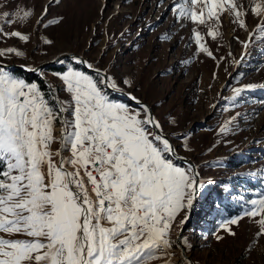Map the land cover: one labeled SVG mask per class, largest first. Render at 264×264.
Here are the masks:
<instances>
[{
  "label": "snow or ice",
  "instance_id": "1",
  "mask_svg": "<svg viewBox=\"0 0 264 264\" xmlns=\"http://www.w3.org/2000/svg\"><path fill=\"white\" fill-rule=\"evenodd\" d=\"M61 2L51 0L35 24L45 29L60 24L62 16L47 24L44 20L51 3ZM172 10L178 19L207 27L206 36L213 40L222 37L219 29L225 15L232 24L246 28L251 13L260 21L257 28L264 31V0L254 4L182 0ZM15 15L27 21L34 12ZM8 37L29 40L20 31L5 32L0 26V39ZM192 38L199 52L215 59L196 28ZM43 42L54 43L47 37ZM10 54L24 55L16 48L0 49V57ZM71 59L94 69L95 75L73 66L57 73L69 100H60L52 89L53 94L45 98L36 83L18 78L0 64V233L27 237L0 235V264H147L154 253L172 247L168 238L172 222L192 208L204 183L194 165L185 168L175 163L177 149L146 104L130 92L127 95L138 109L110 98L109 88L123 92L116 80L92 63L77 56ZM68 112L71 119L65 116ZM57 120L63 125L62 149L70 157L51 150ZM225 130L226 126L221 128ZM81 171L94 186L95 199ZM250 203L252 207L221 228L235 236L231 226L247 216L259 225L256 237H264V196ZM187 219L186 214L180 223Z\"/></svg>",
  "mask_w": 264,
  "mask_h": 264
},
{
  "label": "rangeland",
  "instance_id": "2",
  "mask_svg": "<svg viewBox=\"0 0 264 264\" xmlns=\"http://www.w3.org/2000/svg\"><path fill=\"white\" fill-rule=\"evenodd\" d=\"M50 2L0 0L4 31L29 36L27 42L0 39V49L24 53L0 61L32 67L64 52L80 53L112 76L119 88L149 103L177 153L194 162L204 183L191 212H181L172 222L168 233L172 247L154 253L147 264H189L177 240L193 264H264V237H256L259 225L254 219L245 216L232 225L235 236L221 228L264 196V31L257 28L259 19L249 13L247 27L240 28L225 15L219 29L222 37L213 40L206 36L207 27L177 18L172 5L182 0H62L51 3L44 23L61 16L63 21L45 29L35 21ZM27 10L34 12L30 19H16V13ZM5 19L16 22L6 24ZM194 28L204 35L202 43L215 59L198 51ZM45 37L54 43L45 44ZM67 58L55 62L66 66L73 61ZM50 83L57 95L59 86ZM57 147L55 141L51 150ZM186 214L191 215L190 223L176 238ZM217 235L223 239L217 240ZM5 238L27 239L24 235Z\"/></svg>",
  "mask_w": 264,
  "mask_h": 264
},
{
  "label": "water",
  "instance_id": "3",
  "mask_svg": "<svg viewBox=\"0 0 264 264\" xmlns=\"http://www.w3.org/2000/svg\"><path fill=\"white\" fill-rule=\"evenodd\" d=\"M73 56H77V57H79L81 60H84L83 56H82L80 53L75 52V51H68V52H64V53L58 54V55L54 56L52 59H46V60H44V61H42V62H40V63H38V64H36V65H34V66H32V67L24 66V65L19 64V63H16V62H4V61H0V64H3L6 68H10V69H11V68H17V69H20V70H22L24 73H34V74L38 75V76L43 80V83H44L49 89H52V87H51V85H50L48 79L45 78L43 75H41L40 72H39V70H40V69H43V68H46L49 64L55 62L57 59H59V58H61V57H69V58H72ZM84 61H85V60H84ZM80 65H81V67H83L85 70L90 71V72H94V69H89V68H87V66H86L85 64H80ZM27 69H36V71H29V70H27ZM99 69H100V68H99ZM101 71L104 72L102 69H101ZM94 73H95V72H94ZM52 90H53V89H52ZM108 90L111 91V92H113V93H116V94L122 96L126 101H128V102H130V103H133L134 105H137L136 101H133V100L131 99V97H130L129 95H127L128 92H126L125 90H123V92H116V91H113V90L110 89V88H109ZM52 94H53V93L50 92V95H52ZM137 99H138V98H137ZM138 100L140 101L141 104H146V105L150 108V110H151V107H150V105H149V103H148L147 101L142 100V99H138ZM151 113H152V110H151ZM60 124H61V128H60V131H59V134H58L59 138L62 136V129H63V125H62L61 122H60ZM164 132H165L166 135L169 136V134H168L167 131L164 130ZM171 142H172V140H171ZM175 160L180 161V162H183V163H186L187 165H188L189 163L192 164V165H194V162H193L189 157H187V156H185V155H181V154H179V153H177V156H176ZM194 166H195V165H194ZM194 202H195V201H194ZM193 204H194V203H193ZM191 210H192V208L189 210V212H191ZM190 217H191V215L188 217L187 221H186L184 224H181V225L179 226V229H178V231H177V233H176V238H178L180 232L183 231V230L189 225V223H190L189 221H190V219H191ZM177 242H178L179 251H180L181 255L189 260V264H193V263L191 262V260H190V257H189L188 255L185 254V251H184V249H183L181 243L179 242V240H177Z\"/></svg>",
  "mask_w": 264,
  "mask_h": 264
},
{
  "label": "crops",
  "instance_id": "4",
  "mask_svg": "<svg viewBox=\"0 0 264 264\" xmlns=\"http://www.w3.org/2000/svg\"><path fill=\"white\" fill-rule=\"evenodd\" d=\"M69 66L77 67L79 70H81V71H85V72H87L89 75H94L93 73L88 72L87 70H84L81 66H79V65H77V64H74V63L67 64V65L65 66V68H64L63 71L67 70V68H68ZM41 70H44V73H45V74H43V75H44V77H46V78L48 79L49 82H53L54 84L56 83V85L59 86V93L57 94L58 97H59V99H60V100H69V99H70L69 94H68L67 92L64 91V85L62 84L61 80L57 78V75H56L57 73H62L63 71H56V70H50V69L47 70V69H45V68H43V69H41ZM14 74H15V73H14ZM15 76H17L18 78L24 79V78H23L22 76H20V75L15 74ZM24 80H25V79H24ZM25 81H27V80H25ZM27 82H28V83H34L33 81H31V82L27 81ZM53 83H52V84H53ZM53 86H54V85H53ZM54 87H55V86H54ZM125 91L128 92L127 89H125ZM108 93H109V95H110V98L115 99V100H118L119 102H122V103L128 105V106H129L130 108H132V109H138V105H134L133 103H130V102L124 100L123 98L114 95V94L111 93L110 91H108ZM66 118H67V119H71V113H70V112L66 113ZM57 122H58V120L55 121V123H54V127H56V125H57L56 123H57ZM54 132H55V134H56L57 130L55 129ZM56 142H57V144H58V141H57V140H56ZM54 143H55V142H54ZM54 143H53V145H54ZM67 151H68V150H67ZM68 153L71 155V153H70L69 151H68Z\"/></svg>",
  "mask_w": 264,
  "mask_h": 264
},
{
  "label": "trees",
  "instance_id": "5",
  "mask_svg": "<svg viewBox=\"0 0 264 264\" xmlns=\"http://www.w3.org/2000/svg\"><path fill=\"white\" fill-rule=\"evenodd\" d=\"M67 60H70L69 58H67ZM72 63H74V64H76V62L75 61H72ZM79 66H81L80 64H79ZM47 68L48 69H51V70H56V71H63L64 70V68H65V66L63 65V63H51V64H49L48 66H47ZM83 68V67H82ZM84 69V68H83ZM8 70H10L11 72H13V73H15V74H17V75H20V76H22L25 80H27V81H29V82H31V81H33L34 83H36L38 86H39V88H41L42 90H43V92L45 93V96H46V98H48L49 96H51L50 95V91H49V89H48V87L43 83V80L38 76V75H36V74H34V73H24L22 70H20V69H17V68H8ZM85 70V69H84ZM88 72H90V71H88ZM91 73H94V72H91ZM95 75V74H94ZM107 91H109L108 89H107ZM111 92V91H110ZM111 93H113V92H111ZM114 95H116V96H118V97H121V98H123L122 96H120V95H118V94H116V93H113ZM124 99V98H123ZM125 100V99H124ZM176 162H178V163H180V164H183V162H180V161H176Z\"/></svg>",
  "mask_w": 264,
  "mask_h": 264
},
{
  "label": "bare ground",
  "instance_id": "6",
  "mask_svg": "<svg viewBox=\"0 0 264 264\" xmlns=\"http://www.w3.org/2000/svg\"><path fill=\"white\" fill-rule=\"evenodd\" d=\"M50 83V82H49ZM50 85H51V83H50ZM51 87H52V89H53V91L55 92V89L53 88V86L51 85ZM65 116H66V113H65ZM60 128H61V124H59V125H56V127H53V135L56 137V140L58 141V150H59V136H58V134H59V131H60ZM55 129L57 130V132H56V134H55ZM53 147V144L51 145V148ZM60 150H61V152H62V156L63 157H70L71 155L68 153V151L67 150H65V149H62V144H61V142H60ZM59 159H60V157H58V159H57V161H59ZM68 166L69 165H65V167H67L68 168ZM88 192H89V194H90V188H88ZM93 199H95L94 198V194H93ZM181 254V253H180ZM185 254L186 255H188L186 252H185ZM189 256V255H188Z\"/></svg>",
  "mask_w": 264,
  "mask_h": 264
},
{
  "label": "built area",
  "instance_id": "7",
  "mask_svg": "<svg viewBox=\"0 0 264 264\" xmlns=\"http://www.w3.org/2000/svg\"><path fill=\"white\" fill-rule=\"evenodd\" d=\"M59 150H60V138H59ZM68 170L69 171H72V167L71 166H68ZM81 176L83 177L84 179V183L86 185L87 188H90V195L93 196L94 193H92V188L94 187L93 185H90L88 184V181H87V177L84 175L83 171H81ZM107 226V225H106Z\"/></svg>",
  "mask_w": 264,
  "mask_h": 264
}]
</instances>
